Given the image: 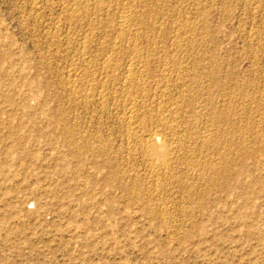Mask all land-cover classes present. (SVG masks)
Here are the masks:
<instances>
[{
    "label": "rangeland",
    "instance_id": "rangeland-1",
    "mask_svg": "<svg viewBox=\"0 0 264 264\" xmlns=\"http://www.w3.org/2000/svg\"><path fill=\"white\" fill-rule=\"evenodd\" d=\"M82 1L0 0V264H264V0ZM135 53L140 106L195 91L170 178L123 126ZM176 55L188 72L171 83ZM146 119L145 137L174 139Z\"/></svg>",
    "mask_w": 264,
    "mask_h": 264
},
{
    "label": "bare ground",
    "instance_id": "bare-ground-1",
    "mask_svg": "<svg viewBox=\"0 0 264 264\" xmlns=\"http://www.w3.org/2000/svg\"><path fill=\"white\" fill-rule=\"evenodd\" d=\"M80 1H82V0H80ZM118 1V0H117ZM78 2H79V0H78ZM83 2V1H82ZM159 2V1H158ZM181 3V2H180ZM80 4V3H79ZM82 4V3H81ZM103 4V3H102ZM106 4V3H105ZM197 4V3H196ZM89 5V4H88ZM127 5V4H126ZM183 5V4H182ZM194 5V4H193ZM100 6V5H99ZM129 6V5H128ZM173 6V5H172ZM176 6V5H175ZM34 7V6H33ZM47 7V6H46ZM167 7V6H166ZM183 7V6H182ZM156 8V7H155ZM100 9V8H99ZM103 9V8H102ZM112 9V8H111ZM171 10V9H170ZM199 10V9H198ZM90 11V10H89ZM95 11V10H94ZM102 11V10H101ZM185 12V11H184ZM200 12V11H199ZM147 13V12H146ZM34 14V13H33ZM114 14V13H113ZM129 15V14H128ZM108 16V15H107ZM90 17V16H89ZM131 17H132V15H131ZM120 18V17H119ZM132 18H130L129 16H127V15H125L122 19H121V26H120V28L122 27V32H121V34L122 35H126V33H128V25H129V22H130V20H131ZM155 19V18H154ZM179 19V18H178ZM184 19V18H183ZM186 19H188V18H186ZM69 20V19H68ZM144 20V19H143ZM172 20V19H171ZM67 21V20H66ZM97 21V20H96ZM87 22V21H86ZM111 22V21H110ZM187 22V21H186ZM191 22V21H190ZM189 22V23H190ZM93 23V22H92ZM131 23V22H130ZM156 23V22H155ZM177 23H178V21H177ZM88 25V24H87ZM181 25V24H180ZM156 26V25H155ZM192 27V26H191ZM146 28V27H145ZM153 29V28H152ZM151 29V30H152ZM183 29V28H182ZM186 29H187V27H186ZM91 30V29H90ZM121 31V30H120ZM130 31V30H129ZM140 31V30H139ZM181 31V30H180ZM52 32V31H51ZM137 32V31H136ZM157 32V31H156ZM139 32H137L136 34H138ZM164 33V32H163ZM183 33H185V32H183ZM111 34V33H110ZM141 34H143V33H141ZM195 34V33H194ZM135 36V35H134ZM185 36V35H184ZM205 36V35H204ZM203 36V37H204ZM89 37V36H88ZM153 37V36H152ZM176 37V36H175ZM161 38V37H160ZM191 38H193V37H191ZM195 39V38H194ZM255 39V38H254ZM110 40V39H109ZM176 40V39H175ZM197 40V39H196ZM169 41V40H168ZM184 41V40H183ZM87 42V41H86ZM133 42V41H132ZM151 42V41H150ZM191 42H193V41H191ZM196 42V41H195ZM130 43V42H129ZM156 43V42H155ZM159 44V43H158ZM182 44V43H181ZM116 45V44H115ZM165 46V45H164ZM188 46V45H187ZM110 47V46H109ZM116 47V46H115ZM158 47V46H157ZM179 47V46H178ZM191 47V46H190ZM100 48V47H99ZM177 48V47H176ZM181 48V47H180ZM186 48V47H185ZM131 49V48H130ZM188 49V48H187ZM190 49V48H189ZM198 49V48H197ZM116 50V49H115ZM115 50H110V53L112 52V53H114L115 52ZM144 50V49H143ZM157 50V49H156ZM161 51V50H160ZM165 51V50H164ZM170 51V50H169ZM180 51H183V50H180ZM84 52V51H83ZM88 52V51H87ZM109 53V52H108ZM184 53H185V51H184ZM189 53V52H188ZM85 54V53H84ZM177 54V53H176ZM190 54V53H189ZM87 55V54H86ZM183 55H185V54H183ZM182 55V56H183ZM111 56V55H110ZM137 57V58H135V57ZM131 59V61H130V65L129 66H127V68L125 69V71H124V77H123V80H124V84H122V87H121V89H120V94H123L124 93V95H125V97L127 98V103H128V105H127V108H126V119H124V117H123V119H124V121H123V126L126 128V130H127V132H128V134L130 135L129 137H130V139H131V142L129 143L130 145H133V147L134 146H139V147H141V155H142V158L144 157L145 159H146V162L148 163V165H149V168L148 169H150L149 171H151L150 173H152V176H154V177H157V178H159V179H162V178H170V176L171 177H173L175 174H173L174 173V168H175V164L177 165V163L179 164V162L181 161H183V156L181 155V153H182V150H183V146H181L180 145V143H181V141L178 139V140H176V137H177V129H178V127L176 126L177 125V119H180L179 118V116H180V114H179V111H180V109H178L179 107H180V105H178V104H180V103H182V105H184V102L186 103V100L188 101V103L189 102H192V100H193V98H194V94L192 95V92L193 93H195V91H193V90H191L190 89V86L188 85V84H185V82L183 83H181V80L179 81L181 84H175V86H177L179 89H181L182 90V92L183 91H186V89L185 88H188V90H187V94H186V96H188L189 95V98H185V97H183V98H185L184 100H183V98H181L183 101L181 102H179V101H175L174 100V98H173V96H171L170 95V93L168 92V90H162V94H161V96L160 97H162L163 98V100H165V103H160V101H159V104L157 105V106H155V108H152L151 107V109H150V107L149 108H146V107H142V106H140L139 105V103L141 102V100H142V102H143V99H144V97L145 96H143V98H142V96H139L140 94H143L145 91H147V90H145L146 88H144V86L143 85H145V84H142L141 85V82H143V80H144V75L147 73V71L148 72H150V63L147 61V60H145L143 57H140L139 56V54H137V53H135V55H134ZM191 56V55H190ZM72 57V56H71ZM86 57V56H85ZM180 57H181V55H179V57H178V55H176V56H172V57H170L171 59L168 61L167 59L169 58V57H167V59H165L166 61H168L167 63L165 62L162 66L164 67L162 70V79H166V80H169L168 82H171L172 83V81H171V79L169 78L168 79V77H165L166 76V74H168V73H172L173 72V74L174 73H179V75L180 74H186L187 72H188V66H186V64L184 63V62H182V61H180ZM157 58V57H156ZM182 58V57H181ZM184 58V57H183ZM215 58V57H214ZM98 59V58H97ZM186 59V58H185ZM190 59V58H189ZM85 60V59H84ZM165 60H163V61H165ZM182 60V59H181ZM157 61H158V59H157ZM162 61V60H161ZM197 62V61H196ZM135 63H137L138 65H140V66H142V71H144L143 73H145V74H143V76H142V74H141V76H139L138 74H137V69L138 68H136V69H134V67H136L135 66ZM161 63V62H160ZM157 65V64H156ZM160 65V64H159ZM75 66V65H74ZM93 67V66H92ZM120 66L118 65V62H117V59L116 58H113V57H107L105 60H104V62H103V65H102V68H103V70L104 71H106V72H112V71H115V70H118V68H119ZM137 67H139V66H137ZM100 68V67H99ZM79 70V69H78ZM94 70V69H93ZM102 70V71H103ZM161 70V69H160ZM104 71H103V73H104ZM140 71V70H139ZM195 71V70H194ZM118 72V71H117ZM116 72V73H117ZM155 72H157V71H155ZM161 72V71H160ZM78 73V72H77ZM154 73V72H153ZM220 73V72H219ZM97 74V73H96ZM140 74V73H139ZM197 74V73H196ZM191 75V74H190ZM189 75V76H190ZM198 75V74H197ZM77 77V76H76ZM113 77L114 76H109V75H107V76H105V78H106V81H105V83H108L109 85L110 84H112L113 83ZM187 77V76H186ZM195 77H197L196 75H195ZM70 78V77H69ZM97 78V77H96ZM180 78H181V76H180ZM190 78V77H189ZM84 79V78H83ZM94 79V78H93ZM161 79V80H162ZM188 79V78H187ZM77 81V80H76ZM159 81V80H158ZM137 82H139V83H137ZM145 82V81H144ZM146 83V82H145ZM161 83V82H160ZM175 83H177V80H176V82ZM211 83V82H210ZM67 85V84H66ZM146 86V85H145ZM96 87V86H95ZM117 87V86H116ZM168 87V86H167ZM157 89V88H156ZM168 89V88H167ZM88 91V90H87ZM134 91V92H133ZM135 91H136V94H138V96L141 98L140 100L139 99H137L138 98V96L137 95H135V97H134V95H133V93H135ZM169 91H170V89H169ZM177 91H179V90H177ZM80 92V91H79ZM90 92V91H89ZM103 92V91H102ZM146 93V92H145ZM183 93H185V92H183ZM87 94H89V93H87ZM117 95V94H116ZM196 95V94H195ZM70 96V95H69ZM86 96V95H85ZM101 95H99V97H100ZM103 97L105 96V95H102ZM137 96V97H136ZM159 96V95H158ZM71 97V96H70ZM76 97V96H75ZM78 97V96H77ZM88 97H94V96H91V95H89ZM157 97V96H156ZM198 97V96H197ZM105 98V97H104ZM107 98V97H106ZM158 98V97H157ZM176 99V98H175ZM146 99H144V101H145ZM158 100V99H157ZM179 100V99H178ZM201 100V99H200ZM99 101H101V100H99ZM156 101V100H155ZM211 101V100H210ZM103 102V101H102ZM146 102V101H145ZM157 102V101H156ZM153 103V102H152ZM151 103V104H152ZM158 103V102H157ZM199 103V102H198ZM79 104V103H78ZM89 104V103H88ZM146 104V103H145ZM156 104V103H155ZM171 105V106H170ZM175 105H176V107H175ZM219 105V104H218ZM254 105V104H253ZM178 106V107H177ZM188 105L186 104V107H187ZM194 106V105H193ZM255 106V105H254ZM182 107V106H181ZM180 107V108H181ZM189 107V106H188ZM124 108H125V106H124ZM195 108H197L196 106H195ZM200 108V107H199ZM182 109V108H181ZM215 109V108H214ZM238 109V108H237ZM146 110V111H145ZM186 110V109H185ZM224 110V109H223ZM220 111H221V109H220ZM229 111V110H228ZM243 111V110H242ZM181 112V111H180ZM183 112V111H182ZM216 113V112H215ZM219 113V112H218ZM226 113V112H225ZM229 113H230V111H229ZM105 114V113H104ZM149 114H151L156 120L154 121L155 122V126H157V127H163L166 131H167V133H169V136H170V134L173 136V138L174 139H168L166 136H164L163 134H161V130L162 129H160V131L159 132H157V133H155L156 131H154L153 132V135H150L149 137H145V132H144V130H146V128H147V126H148V124L147 123H149V122H147V121H149V120H147L146 119V116H148ZM232 115V114H231ZM105 116V115H104ZM124 116H125V114H124ZM244 116V115H243ZM261 116V115H260ZM190 117V116H189ZM185 119H186V117H185ZM230 119V118H229ZM260 120V119H259ZM184 121V120H183ZM218 121V120H217ZM121 122V121H120ZM153 122V121H152ZM153 122V123H154ZM176 122V125H174V123ZM262 122V121H261ZM210 123V122H209ZM245 123V122H244ZM121 124V123H120ZM243 124V123H242ZM254 124V123H253ZM150 125V124H149ZM178 125H180L179 124V122H178ZM189 126V125H188ZM249 126V125H248ZM251 127V126H250ZM149 129V128H148ZM150 129H151V127H150ZM217 129V128H216ZM239 129H241V128H239ZM244 129V128H243ZM242 129V130H243ZM263 129V128H262ZM180 130V129H179ZM239 131V130H238ZM244 131V130H243ZM142 132H144V134L142 133ZM162 132H163V130H162ZM239 132H241V131H239ZM150 133V132H149ZM163 133H165V132H163ZM226 133V132H225ZM238 133V132H237ZM264 133V132H263ZM234 134V133H233ZM149 135V134H148ZM227 135V134H226ZM248 136V135H247ZM245 137V136H244ZM172 138V137H171ZM178 138V137H177ZM242 138V137H241ZM128 139V138H127ZM181 139V138H180ZM245 139V138H244ZM246 139H247V137H246ZM249 139V138H248ZM190 140V139H189ZM209 140V139H208ZM104 142V141H103ZM229 142V141H228ZM232 142V141H231ZM230 143V142H229ZM234 143V142H233ZM104 144V143H103ZM231 144V143H230ZM229 144V145H230ZM87 145V144H86ZM108 145V144H107ZM106 145V146H107ZM110 145V144H109ZM234 145V144H233ZM131 147V146H130ZM202 147V146H201ZM229 147V146H228ZM106 148V147H105ZM136 148V147H135ZM140 149V148H139ZM251 149V148H250ZM131 150V149H130ZM230 150V149H229ZM89 151V150H88ZM221 152V151H220ZM249 152V151H248ZM253 152V151H252ZM201 153V152H200ZM136 154V153H135ZM138 154H140V152H138ZM242 154V153H241ZM130 155H132V154H130ZM137 155V154H136ZM213 155H214V153H213ZM248 155V154H247ZM246 155V156H247ZM251 155H252V153H251ZM129 156V155H128ZM217 157V156H216ZM224 157V156H223ZM227 157V156H226ZM245 157V156H244ZM243 157V158H244ZM249 157H251V156H249L248 155V158ZM253 157V156H252ZM251 157V158H252ZM245 158H247V157H245ZM251 158H249V159H251ZM231 159V158H230ZM240 159H242V158H240ZM189 161H190V159H189ZM223 161V160H222ZM227 161H228V159H227ZM243 161H244V159H243ZM180 162V163H181ZM194 162V161H193ZM226 162V161H225ZM224 162V163H225ZM231 162H232V160H231ZM185 163V162H184ZM227 163V162H226ZM187 164V163H186ZM194 164V163H193ZM192 164V165H193ZM181 165V164H180ZM204 165V164H203ZM209 165V164H208ZM212 165V164H211ZM224 165V164H223ZM226 165H228V164H225V167H226ZM228 166H230V165H228ZM232 166V165H231ZM178 167H179V165H178ZM146 168V167H145ZM214 168V167H213ZM227 168V167H226ZM225 168V169H226ZM236 168H237V166H236ZM144 169V168H143ZM147 169V168H146ZM147 169V170H148ZM177 169V168H176ZM187 169V168H186ZM211 169H212V167H211ZM215 169V168H214ZM220 169V168H219ZM230 169V168H229ZM216 170V169H215ZM214 170V171H215ZM234 170V169H233ZM178 171H180V170H178ZM209 171H211L210 169H209ZM227 171V170H226ZM225 170H224V172H226ZM212 172H213V169H212ZM223 172V171H222ZM229 172V171H228ZM233 172V171H232ZM237 172V171H236ZM239 172V171H238ZM248 172V171H247ZM185 173V172H184ZM209 173V172H208ZM129 174V173H128ZM199 174V173H198ZM226 174V173H225ZM229 174V173H228ZM237 174V173H236ZM141 175V174H140ZM238 175V174H237ZM243 175V174H242ZM148 176V175H147ZM149 176H151V175H149ZM182 176V175H181ZM187 176V175H186ZM220 176V175H219ZM243 177V176H242ZM146 178V177H145ZM203 179V178H202ZM145 180V179H144ZM147 180V179H146ZM167 180V179H166ZM122 181V180H121ZM129 181V180H128ZM134 182V181H133ZM228 182V181H227ZM176 184V183H175ZM158 185V184H157ZM227 185V184H226ZM154 186V185H153ZM160 186V185H159ZM162 186V185H161ZM206 186V185H205ZM219 186V185H218ZM107 187V186H106ZM136 187V186H135ZM157 187V186H156ZM229 187V186H228ZM160 188V187H159ZM159 188H157V191H158V189ZM186 188V187H185ZM147 189H149V188H147ZM184 189V188H183ZM187 189V188H186ZM185 189V190H186ZM134 190V189H133ZM156 190V189H155ZM188 190V189H187ZM137 193V192H136ZM150 193V192H149ZM154 193V192H153ZM184 194V193H183ZM152 195V194H151ZM137 199V198H136ZM150 205V204H149ZM196 206V205H195ZM152 209V208H151ZM161 212V211H160Z\"/></svg>",
    "mask_w": 264,
    "mask_h": 264
}]
</instances>
